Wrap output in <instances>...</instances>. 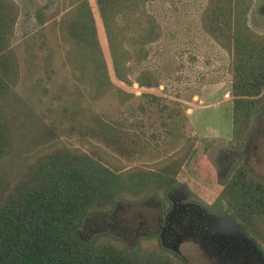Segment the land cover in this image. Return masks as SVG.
Instances as JSON below:
<instances>
[{"label":"trees","instance_id":"16d2710c","mask_svg":"<svg viewBox=\"0 0 264 264\" xmlns=\"http://www.w3.org/2000/svg\"><path fill=\"white\" fill-rule=\"evenodd\" d=\"M144 1L94 0L112 74L123 82L129 80L128 61L142 58L145 43L157 35L153 17L141 10ZM248 1L207 0L201 12L204 31L230 55L229 144L236 148L264 102V35L246 24ZM17 11L14 0H0V158L12 152L3 98L18 78L11 44ZM55 23L70 76L89 99L110 90L123 98L131 95L111 79L88 0H67ZM130 24L134 29L128 32ZM135 80L141 86L157 84L148 69H140ZM149 98L158 96L151 93ZM174 113L176 109L166 111V117ZM94 122L90 135L111 151L88 139L74 145L54 138L25 155L15 172L0 171V264H185L159 240L128 248L107 231L82 240L77 229L85 217L109 211L118 199L138 201L149 194L164 198L179 182L182 165L196 173L194 190L208 185L213 170L204 152L191 136L181 135L180 145L158 159L124 164L112 151L124 154L122 147L130 148L127 143L134 141L111 121L97 117ZM216 190L225 213L264 245V176L240 162Z\"/></svg>","mask_w":264,"mask_h":264},{"label":"rangeland","instance_id":"374dc122","mask_svg":"<svg viewBox=\"0 0 264 264\" xmlns=\"http://www.w3.org/2000/svg\"><path fill=\"white\" fill-rule=\"evenodd\" d=\"M14 1L18 11L11 44L19 71L16 83L3 98L10 117L12 152L0 158V171L15 172L25 155L54 138L74 145L88 139L111 151L89 132L95 119L101 117L118 125L134 141L127 140L130 148L122 147L124 154L112 151L124 164L158 159L180 145L181 135L191 136L212 167V181L194 190L196 173L184 165L176 178L195 197L215 199L211 208L223 202L217 197L216 187L236 164L245 162L264 176V102L239 147L229 144L230 55L202 28L201 12L207 0L144 1L141 10L153 17L157 35L145 43L142 58L128 61L127 82L112 74L95 2L88 0L111 79L131 92L123 98L110 90L98 99H89L84 88L73 81L63 58L65 43L59 37L55 21L67 0ZM259 1H248L245 21L253 31L264 35V18L257 15ZM142 15L141 12V26ZM130 25L128 32L134 29ZM140 69H148L157 84L139 85L135 77ZM227 90L229 96L224 97L222 94ZM151 93L158 98H149ZM172 109L176 113L166 117V111ZM150 195L154 194L147 196ZM87 227L83 221L77 229L82 240L93 233L88 234ZM120 236L128 242L133 240L128 235ZM156 240L154 235L138 237L136 243Z\"/></svg>","mask_w":264,"mask_h":264},{"label":"flooded vegetation","instance_id":"af4514ba","mask_svg":"<svg viewBox=\"0 0 264 264\" xmlns=\"http://www.w3.org/2000/svg\"><path fill=\"white\" fill-rule=\"evenodd\" d=\"M258 9L257 15L264 18V0L259 1ZM214 203L215 199L197 198L184 183H177L164 198L150 195L138 201L116 200L109 211L83 221L88 224V234L107 231L127 247L130 243L129 248L138 237L154 235L185 264H264V246L225 213V202L211 208ZM119 234L133 240L128 242Z\"/></svg>","mask_w":264,"mask_h":264},{"label":"built area","instance_id":"2783aa9c","mask_svg":"<svg viewBox=\"0 0 264 264\" xmlns=\"http://www.w3.org/2000/svg\"><path fill=\"white\" fill-rule=\"evenodd\" d=\"M222 95H223L224 97L229 96V91H225Z\"/></svg>","mask_w":264,"mask_h":264},{"label":"crops","instance_id":"0c3cea01","mask_svg":"<svg viewBox=\"0 0 264 264\" xmlns=\"http://www.w3.org/2000/svg\"><path fill=\"white\" fill-rule=\"evenodd\" d=\"M228 91V90H227ZM230 110H231V108H230ZM191 111V110H190Z\"/></svg>","mask_w":264,"mask_h":264}]
</instances>
